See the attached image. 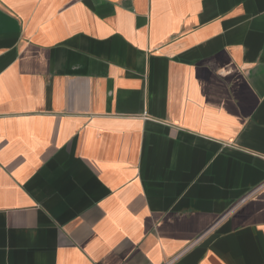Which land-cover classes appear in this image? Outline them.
Here are the masks:
<instances>
[{
	"label": "crops",
	"instance_id": "crops-1",
	"mask_svg": "<svg viewBox=\"0 0 264 264\" xmlns=\"http://www.w3.org/2000/svg\"><path fill=\"white\" fill-rule=\"evenodd\" d=\"M0 264H264V0H0Z\"/></svg>",
	"mask_w": 264,
	"mask_h": 264
}]
</instances>
